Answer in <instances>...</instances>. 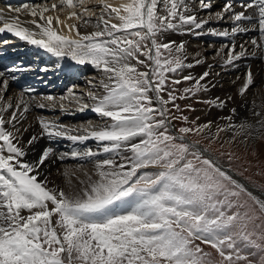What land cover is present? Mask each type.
<instances>
[{
    "label": "snow or ice",
    "instance_id": "obj_1",
    "mask_svg": "<svg viewBox=\"0 0 264 264\" xmlns=\"http://www.w3.org/2000/svg\"><path fill=\"white\" fill-rule=\"evenodd\" d=\"M87 2L53 0L49 7L44 0L42 4L8 5V13L15 14L11 16L0 10V34L9 33L54 57H68L77 65L91 64L103 74L99 82L102 93L98 94L95 84L87 92L91 103L72 94L77 110L90 109L102 118L101 123L88 122L87 127L74 129L40 119V134L27 142L32 145L47 137L49 141L64 138L83 144L93 139L98 142V151L85 147L57 154L46 147L38 159L26 161L28 149L20 142L18 125L29 110L23 96L32 90L18 89L21 101L17 109L23 104L22 111H12L5 118L12 105L0 106V264H216L195 241L214 249L219 264H254L243 249H255L250 254H261L259 264H264V243H260L264 234L248 230L259 217L240 211L245 205L238 203L246 189L185 139L205 129L211 138V122L198 124L199 117L190 121L187 116L172 115L168 108L172 104L180 112L177 99H189L201 88L206 91L202 82L210 72L199 77L181 76L184 69L194 67L185 62V43L165 39L169 33L203 34L210 21L199 18L185 0H162V9L161 0H128L119 7L98 0L100 14L93 21L90 17L97 9L87 7ZM198 2L202 10L211 7L210 0ZM242 9L235 11L225 3L215 17L223 20L227 15L231 28L209 30L214 36L233 38L250 31L257 33L240 44L239 51L233 39L223 68L241 59L264 62V0H249ZM57 11H67L68 19L78 21L65 25L75 38L60 34L53 26L54 17L49 13ZM23 14L31 19L22 20ZM55 23H61L58 16ZM200 63L195 60L196 65ZM138 65L148 71H139ZM20 71L24 69L16 66L0 70V99L9 82L18 79L11 73ZM254 76L251 70L246 72L239 95L254 84ZM187 81H194V86L183 90L175 87ZM177 91L181 95H175ZM165 92L167 99L162 95ZM60 107L63 110L64 106ZM189 111L194 109L189 107ZM176 119L193 127L175 128L171 121ZM239 129L248 135L259 133L264 129V119L257 125L241 123ZM77 131L83 134L74 135ZM99 155L104 158L88 159ZM68 156L91 163L93 174L86 172L87 178L80 180L79 186L68 180L66 190L49 188L47 177L38 179L46 161H63ZM251 198L264 213V200ZM25 211L27 215L22 214Z\"/></svg>",
    "mask_w": 264,
    "mask_h": 264
},
{
    "label": "bare ground",
    "instance_id": "obj_2",
    "mask_svg": "<svg viewBox=\"0 0 264 264\" xmlns=\"http://www.w3.org/2000/svg\"><path fill=\"white\" fill-rule=\"evenodd\" d=\"M51 2H53V0L48 1L49 7ZM107 2L114 7H119L122 3L128 2V0H107ZM240 2H242L240 5L241 8L238 6ZM248 2L249 0H210L211 7L209 9L202 10L198 1L185 0V3L199 18L209 20L210 22L204 26L203 34L193 35L191 33H169L165 39L166 42L175 41L178 44L179 42L183 41L185 43V48L188 53V57L185 62L194 64V67L191 69H184L185 75L191 74L193 77H199L205 71L210 72V76L206 81H203L202 84L206 85L207 87L206 94L218 104V107L220 106L218 112H214L213 110V112L216 114L215 117L214 113H210V116L208 117V120H212L211 129L217 127L218 125H225L227 128H229L228 131L234 129L232 126L234 122L228 119V116L233 115V110L238 113L243 112L244 114L246 112L245 121L241 122L248 121L249 124L257 125L259 120L264 119V110H262L264 109V62L259 59H241L236 61L234 66H228L226 68L221 67L223 61L227 58L228 48L233 46V39L235 40L236 51H239L240 44L255 37L257 33L250 31L247 34L237 35L235 38H233L232 36H214L209 31H222L231 28V22L229 21L227 15L223 20H217L215 17V13L220 11L224 7L225 3L231 4L235 11H241L243 10L242 5ZM219 3L222 5L218 6ZM96 5L98 6L96 7ZM86 6L97 9V11L92 14L93 16H98L100 14L101 6L99 5L98 0H88ZM0 10H2L7 16L15 15L14 13H8V6L0 4ZM249 12L251 13V10H249ZM210 13L212 14L211 16L209 15ZM49 14L53 15V26L60 34L75 38V34L69 32L65 25L77 24L78 21L76 19H68L67 11H57L51 12ZM57 16L61 21L59 25H56L55 23V18ZM21 19L30 20L31 17L23 14L21 15ZM92 20L95 21V18ZM2 26L3 24L0 22V27ZM25 26L33 27L32 25ZM92 30L93 29L91 27L87 29L88 32H91ZM79 31L84 33L85 29L80 28ZM197 31L199 32V30ZM7 38L8 40L15 39L14 41H20L17 37L13 38L8 36ZM202 41L209 42V44L204 45ZM20 46L21 47L19 49L0 53V56L9 55L19 50H27L32 47V45H29L24 41H21ZM250 49L251 46L249 45V50ZM218 52H222L223 55L218 56ZM34 53L38 55L36 58H34V60L27 59L28 61L26 60L27 62H24L26 59L25 56H27L24 55L20 57L18 56L14 62H12L11 59L0 63V70H5L13 66L24 69V71L11 73V75L17 76L18 79L16 81L9 82L8 89L6 93L3 94V99H0V106L7 105L9 103L12 105V108L5 113V118L9 117L12 111L19 112L23 109V104H21L20 108L17 109V105L20 104L21 101V92L18 91V89L27 87L32 90L23 96V101L28 105L29 110L24 113V116L18 125L21 128L22 136L20 142L28 149V154L24 157V159L26 161H34L38 159L39 155L46 147H52L57 154L67 153L66 149L72 150L71 148H75V151H79L83 149V146L91 148L93 151H98L99 145L90 144L91 142L89 139L81 144L80 142L74 143L64 138H56L49 141L47 137H40L34 144H27L28 140L33 135L40 134V119L55 120L62 125H66L74 129L87 127L88 122H91L92 125L102 122V118L97 116V114L93 113L90 109L85 110L84 112L78 111L77 104L72 96V94L76 96H84L87 101V92L92 88L93 84L98 86L96 89L98 94L102 93L103 89L99 87V82L103 78L102 72L97 70L91 64H73L71 59L68 57H55L56 62L49 63V65L45 67L42 65L39 59H44L51 54L46 53L44 57L42 56L44 55V51L38 48H35ZM196 59L201 61L199 65L195 64ZM209 65H213V67L209 68ZM53 67H61L63 72H71V74H74V72H80L82 73V77L78 84H74L72 79H70L68 81V85L65 86L66 83L58 80L59 72L49 73V77L46 78L45 72L47 70H52L51 68ZM248 70H251L255 74L254 84L246 91L243 96H241L238 94V92L244 82L245 74ZM87 73H89V75ZM39 74H41V76ZM90 82L92 83L90 84ZM79 84H81L80 87L78 86ZM68 86L69 89L67 88ZM86 86L87 88H85ZM84 89H87L86 92H84ZM48 96H52L54 99L51 101L46 99ZM62 97L63 99H61ZM87 102L91 103V101ZM41 104L45 105V107H39ZM61 105L64 106L63 110L60 107ZM256 113H259V115L251 118ZM24 128H27V131H23ZM237 130H240L239 127ZM73 134L79 135L83 133L77 131L73 132ZM138 141L139 138H137V141L135 142ZM103 158V155H99L97 157L88 159L102 160ZM82 163L85 166L80 168L79 165ZM92 168L93 165L91 163H88L87 161H81L78 158L74 159L71 156H68L63 161L58 158H50L45 162V165L42 166V172L38 179L43 181L44 178L47 177L49 182L51 181L52 184L54 183V186L66 188L68 180H71L72 183L76 184L75 181H79V178H83V174L86 172L88 174L92 173ZM65 173H67V175H65ZM248 190L249 192H252V190ZM254 196L260 200H264V198L258 196L257 194ZM22 214L27 215L28 213L23 212Z\"/></svg>",
    "mask_w": 264,
    "mask_h": 264
},
{
    "label": "rangeland",
    "instance_id": "obj_3",
    "mask_svg": "<svg viewBox=\"0 0 264 264\" xmlns=\"http://www.w3.org/2000/svg\"><path fill=\"white\" fill-rule=\"evenodd\" d=\"M220 5L221 4H219L218 6ZM97 6L98 5H96V7ZM162 8H163V3L161 0L159 9ZM161 14H163V12H161ZM90 18L94 19L96 18V16L91 15ZM112 22L118 23L117 21H112ZM202 42L204 45L209 44V42H205V41ZM140 59H144V58L140 57ZM132 63L135 64V61H133ZM137 67L139 71H148V69H146L143 65H138ZM87 74L89 75V73ZM171 75L172 74H169V76ZM183 75H185L184 70L181 73V76ZM175 78H180V77L177 76ZM78 83L79 82H76L74 84H78ZM80 85L81 84H79L78 86L80 87ZM69 86L67 87L68 89ZM190 86H194V81L183 82L179 85H176L175 87L179 90H183L184 88H188ZM168 87L171 88L172 85L169 83ZM85 88H87V86ZM86 90L87 89H84V92H86ZM162 95L164 99L168 98L166 92L162 93ZM175 95L177 96L181 95V91H177ZM203 101H210V103H204ZM175 104L179 106L181 111L176 112L173 105L169 104L168 108L170 109V113L172 115H175L177 117L187 116L190 121L196 120V118L199 117V120L196 121L198 124H206L208 122H211L212 120H208L210 113L213 114L214 112H218L220 108V106L218 107V104L214 102L213 99L206 94V91L203 88H201L199 92H197L194 96H192L189 99H177L175 101ZM189 107H191V109H194V111H189ZM245 115L246 112L244 114L243 112L238 113L234 111L232 116H228V119L234 122L233 125L236 124L235 126H233L234 129H232L231 131L230 130L228 131L229 128H227L225 125H218L217 127L211 129V133H212L211 138H209L206 135V133L208 132L207 129H205L204 133H197V134L190 133L185 138H187L189 142H192L194 144H199L202 148L214 154L216 158L220 160V162L225 163L228 167L233 169L238 175H240L248 183H250V185L264 192V129H261V132L259 134L254 133L253 135H248L242 133L240 130H237V128L239 127V123L240 124L244 123L241 121H245ZM215 116L216 114L214 113V117ZM255 116L256 114L253 115L251 118ZM171 123L174 125L175 128H179L181 126L193 127L192 124H186L180 119L172 120ZM218 128L223 130L218 131ZM178 135L180 134L178 133ZM89 141L91 142L90 144L98 145V142L93 139H89ZM83 148H85V146H83ZM71 149L72 150L66 149L67 150L66 152L70 153L76 150L75 148H71ZM204 156L210 159L205 154ZM155 170L156 169H148V171H155ZM89 174H93V173H89ZM83 176H84L83 178H79V179L85 180L87 178L85 174H83ZM79 181L78 180L75 181L77 185L79 184ZM50 182L48 183L49 188L56 187L54 186V183L52 184V182L51 183ZM229 187H231V185H229ZM248 193L249 192L246 191L240 194L238 203L245 205V207L243 209H240V211H248L250 215H255L259 217V219L255 220L253 223H250L248 225V230L249 231L255 230L259 234H264V213L260 212L258 205H256L255 201L251 198V196L253 195L251 194V196H249ZM233 211H235V209ZM52 219L53 222H55L57 217L54 216ZM255 225H260V227L255 228ZM255 238L256 237L254 236L253 239ZM260 243H264V241H260ZM195 244H198L204 252L209 253L210 258L214 260L216 264H219L220 257L219 254L216 253L214 249H212L209 245L201 243L200 241H195ZM254 252H256L255 249H243V253L248 254V258L252 260L254 264H259V259L261 254H257V255L250 254ZM241 264H244V262H241Z\"/></svg>",
    "mask_w": 264,
    "mask_h": 264
},
{
    "label": "water",
    "instance_id": "obj_4",
    "mask_svg": "<svg viewBox=\"0 0 264 264\" xmlns=\"http://www.w3.org/2000/svg\"><path fill=\"white\" fill-rule=\"evenodd\" d=\"M173 126V125H172ZM176 135H178L176 133ZM186 139V138H185ZM187 141V140H186ZM195 145V144H193ZM205 155H207L214 163H216L222 170H224L233 180L237 181L239 184L243 185L245 189H250L252 195H259L260 197L264 198V192L260 189L255 188L254 186L250 185L246 180H244L241 176L235 173L231 168L228 166H223V164L219 163L215 160L214 156L207 152L206 150L202 149L200 146L196 145ZM249 191V190H248Z\"/></svg>",
    "mask_w": 264,
    "mask_h": 264
}]
</instances>
